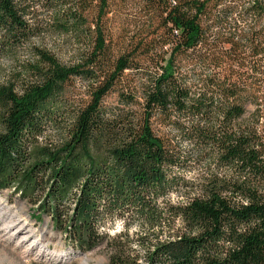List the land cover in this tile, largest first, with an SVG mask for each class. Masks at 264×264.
I'll list each match as a JSON object with an SVG mask.
<instances>
[{
	"label": "trees",
	"instance_id": "1",
	"mask_svg": "<svg viewBox=\"0 0 264 264\" xmlns=\"http://www.w3.org/2000/svg\"><path fill=\"white\" fill-rule=\"evenodd\" d=\"M141 1L148 20L114 52L108 0H0V60L32 57L0 84V192L80 253L108 244L110 264H264V129L243 123L264 112V0Z\"/></svg>",
	"mask_w": 264,
	"mask_h": 264
},
{
	"label": "rangeland",
	"instance_id": "2",
	"mask_svg": "<svg viewBox=\"0 0 264 264\" xmlns=\"http://www.w3.org/2000/svg\"><path fill=\"white\" fill-rule=\"evenodd\" d=\"M108 43L114 52L120 51L122 45H125L129 38L136 35L148 20L146 9H143L141 0H108ZM153 15V14H152ZM238 18V16L234 17ZM35 43H40L34 40ZM48 49L56 54L58 59L65 65L76 63L77 57L71 47H67L61 38L47 37L44 40ZM113 45V46H112ZM230 44L221 42L219 49L227 50ZM75 49V48H74ZM167 50V48L165 49ZM31 54L29 49H23L17 53L15 59L0 60V84L5 83L15 71H19V67L29 60ZM77 90V91H76ZM85 84L76 83L75 91L83 93ZM79 98V97H77ZM116 96L112 95L107 99L109 105L115 104ZM255 107L249 105L247 113L243 119V123H257L259 120L261 128L264 129V112L257 119ZM47 141H56L58 134L52 130L45 132ZM186 145V144H185ZM193 168L182 173L188 181H198L200 177L206 173L207 165L192 166ZM183 193H172L166 197V201L173 205L184 204L188 201V196ZM162 206H165L163 204ZM164 208V207H163ZM17 213L22 219L26 220L29 229L33 231L34 237L42 236L43 242L32 247V240L22 244V236L16 235L10 237L8 233L3 232V222L1 215L0 221V264H110L109 256L111 255L108 244L101 245L96 249L80 253L71 245L62 231L55 228L50 216L46 214L39 215V208L21 199L19 194H15L13 190H3L0 192V214L2 212ZM177 229H182V224L177 222ZM123 229L120 221H115L105 227V231L109 235L120 233ZM135 230L132 229L130 235H134ZM31 245V246H30Z\"/></svg>",
	"mask_w": 264,
	"mask_h": 264
},
{
	"label": "bare ground",
	"instance_id": "3",
	"mask_svg": "<svg viewBox=\"0 0 264 264\" xmlns=\"http://www.w3.org/2000/svg\"><path fill=\"white\" fill-rule=\"evenodd\" d=\"M1 215H4L2 216V220L3 222H5L3 224L4 228H2L3 232L8 233L10 237L14 235L18 237L21 235L22 244L25 243L26 241H30L33 239L31 243V245H33L32 247L37 246L39 243L43 242L42 236H37V238L34 237V233L32 230L29 229L26 220L22 219L21 216H18L17 213L13 212L11 214L9 213V211L2 212V214H0V219H1Z\"/></svg>",
	"mask_w": 264,
	"mask_h": 264
}]
</instances>
